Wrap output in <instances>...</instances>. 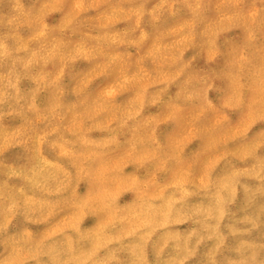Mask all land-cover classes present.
Instances as JSON below:
<instances>
[{
  "label": "rangeland",
  "instance_id": "obj_1",
  "mask_svg": "<svg viewBox=\"0 0 264 264\" xmlns=\"http://www.w3.org/2000/svg\"><path fill=\"white\" fill-rule=\"evenodd\" d=\"M0 264H264V0H0Z\"/></svg>",
  "mask_w": 264,
  "mask_h": 264
}]
</instances>
